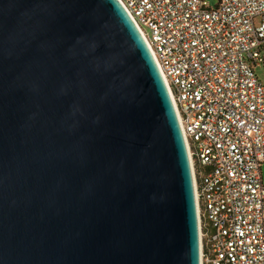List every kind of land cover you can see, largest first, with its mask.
<instances>
[{"label":"water","instance_id":"95a60500","mask_svg":"<svg viewBox=\"0 0 264 264\" xmlns=\"http://www.w3.org/2000/svg\"><path fill=\"white\" fill-rule=\"evenodd\" d=\"M0 264H201L178 113L120 0H0Z\"/></svg>","mask_w":264,"mask_h":264},{"label":"built area","instance_id":"2783aa9c","mask_svg":"<svg viewBox=\"0 0 264 264\" xmlns=\"http://www.w3.org/2000/svg\"><path fill=\"white\" fill-rule=\"evenodd\" d=\"M120 2L178 113L201 264H264V82L256 74L264 65V0Z\"/></svg>","mask_w":264,"mask_h":264},{"label":"rangeland","instance_id":"374dc122","mask_svg":"<svg viewBox=\"0 0 264 264\" xmlns=\"http://www.w3.org/2000/svg\"><path fill=\"white\" fill-rule=\"evenodd\" d=\"M258 21H259V19L256 20V22H258ZM256 74H257L258 78L264 82V65L256 68ZM261 175H262L263 182H264V163L261 166Z\"/></svg>","mask_w":264,"mask_h":264}]
</instances>
